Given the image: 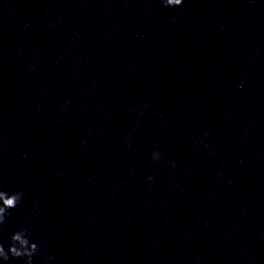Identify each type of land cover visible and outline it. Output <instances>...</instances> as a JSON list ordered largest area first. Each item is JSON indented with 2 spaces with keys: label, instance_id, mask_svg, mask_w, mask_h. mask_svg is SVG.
I'll list each match as a JSON object with an SVG mask.
<instances>
[{
  "label": "clouds",
  "instance_id": "obj_1",
  "mask_svg": "<svg viewBox=\"0 0 264 264\" xmlns=\"http://www.w3.org/2000/svg\"><path fill=\"white\" fill-rule=\"evenodd\" d=\"M183 2L184 0H161L165 7H179L182 6ZM160 159V153L154 151L152 160L159 161ZM172 166L175 167V164ZM151 179L152 177H149V180ZM22 198L23 193L21 191L8 193L0 190V229H3L7 224L10 210L16 208L21 203ZM41 251V245L30 239L28 229H20L11 234L7 249L3 243H0V264H8L10 258L22 260L23 264H33L34 257Z\"/></svg>",
  "mask_w": 264,
  "mask_h": 264
}]
</instances>
